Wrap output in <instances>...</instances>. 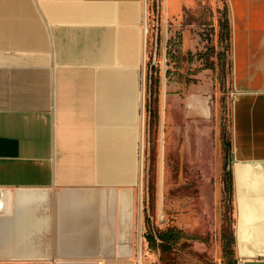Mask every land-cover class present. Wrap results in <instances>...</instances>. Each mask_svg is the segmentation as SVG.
<instances>
[{"label":"crops","instance_id":"obj_1","mask_svg":"<svg viewBox=\"0 0 264 264\" xmlns=\"http://www.w3.org/2000/svg\"><path fill=\"white\" fill-rule=\"evenodd\" d=\"M149 1L0 0V264H143ZM228 5L236 264H264V0ZM165 109L205 171V98Z\"/></svg>","mask_w":264,"mask_h":264},{"label":"rangeland","instance_id":"obj_2","mask_svg":"<svg viewBox=\"0 0 264 264\" xmlns=\"http://www.w3.org/2000/svg\"><path fill=\"white\" fill-rule=\"evenodd\" d=\"M149 2L141 186L144 228L148 217L151 226H176L196 236L177 246L167 264H235L236 255L229 258L225 250L234 230L233 200L226 191L234 99L228 0H180L175 11L170 9L169 0ZM158 75L159 119L151 124L148 102ZM188 92L201 94L207 102V118L200 124L208 143L205 171L193 160L185 162L181 131L176 127L178 147L167 150V140L173 136L168 135L165 126L167 95ZM151 131L155 150L150 169ZM195 131L197 139L198 126ZM192 154H198L197 147ZM152 179L155 210L150 206ZM143 264H164L161 252L145 249Z\"/></svg>","mask_w":264,"mask_h":264},{"label":"trees","instance_id":"obj_3","mask_svg":"<svg viewBox=\"0 0 264 264\" xmlns=\"http://www.w3.org/2000/svg\"><path fill=\"white\" fill-rule=\"evenodd\" d=\"M161 40V33H159L158 41L160 43ZM154 86L151 88V96L150 101L148 102V108L150 113V119L151 124L155 120L159 119V102H160V85H161V79L158 75L154 80ZM151 140L149 142V168L151 169L152 161H153V151L155 150V146L153 145V132H150ZM155 139V137H154ZM228 185L226 186V191L230 193L232 200H233V175L232 171H228ZM155 203H156V189H155V181L154 179L151 180L150 183V206L152 207V210H155ZM149 218H146V239L149 242V247L152 251H160L161 252V259L164 264H167L168 256L172 254L174 251H176L177 246H179L183 241H188L190 239L196 238V236H193L186 231H184L182 228H178L176 226H168L165 228L151 226L149 223ZM235 243H236V237L233 230L232 237L230 239L229 243L225 244V250L227 257L230 258V256H235ZM235 261V260H234ZM231 264V263H230ZM236 264V261H235Z\"/></svg>","mask_w":264,"mask_h":264}]
</instances>
